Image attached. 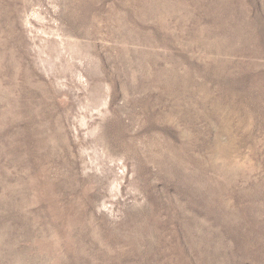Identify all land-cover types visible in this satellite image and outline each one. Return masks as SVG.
<instances>
[{
  "label": "rangeland",
  "instance_id": "374dc122",
  "mask_svg": "<svg viewBox=\"0 0 264 264\" xmlns=\"http://www.w3.org/2000/svg\"><path fill=\"white\" fill-rule=\"evenodd\" d=\"M0 264H264V0H0Z\"/></svg>",
  "mask_w": 264,
  "mask_h": 264
}]
</instances>
